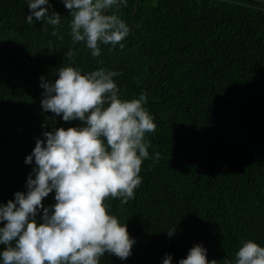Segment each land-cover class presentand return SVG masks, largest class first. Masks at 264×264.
<instances>
[{
  "label": "trees",
  "instance_id": "1",
  "mask_svg": "<svg viewBox=\"0 0 264 264\" xmlns=\"http://www.w3.org/2000/svg\"><path fill=\"white\" fill-rule=\"evenodd\" d=\"M50 4L62 16L63 40L35 17L26 23L27 0H0V203L27 191L35 162L25 158L37 137L83 125L50 119L41 105L40 77L57 79L75 48L74 66L84 72L120 73L123 98L147 93L157 125L147 138L159 162L143 161L133 199L108 201L136 239L132 255L106 252L100 264H162L166 254L178 264L196 244L209 261L234 264L243 242L264 246V1L128 0L115 10L132 29L125 47L103 45L96 58L73 45L63 0Z\"/></svg>",
  "mask_w": 264,
  "mask_h": 264
},
{
  "label": "clouds",
  "instance_id": "2",
  "mask_svg": "<svg viewBox=\"0 0 264 264\" xmlns=\"http://www.w3.org/2000/svg\"><path fill=\"white\" fill-rule=\"evenodd\" d=\"M63 3L71 10L68 27L73 45L83 43L94 58L101 56L103 45L125 47L123 41L132 29L115 10L127 7L128 0ZM27 4L26 23L32 24L35 17L53 26L51 34L63 40L62 16L50 12V0H27ZM77 51L72 48L65 54L71 62L58 69L57 79L40 77L41 105L42 112L54 114L50 119L61 116L65 122L79 120L83 125L45 130L44 139L36 138L25 158L26 164L35 162L27 191H17L14 199L0 203V222H4L0 245L5 246L0 249V264H100L106 252L121 260L132 255L136 239L127 223L111 212L108 201L126 204L133 199L143 182V161L159 162V152L150 157L147 138L157 125L145 106L147 93L123 98L114 80L120 73L105 67L84 72L74 66ZM53 191L56 203L45 207L43 200ZM162 264H173L172 254H166ZM178 264L217 261H209L208 250L196 244ZM234 264H264V246L252 239L243 242Z\"/></svg>",
  "mask_w": 264,
  "mask_h": 264
},
{
  "label": "water",
  "instance_id": "3",
  "mask_svg": "<svg viewBox=\"0 0 264 264\" xmlns=\"http://www.w3.org/2000/svg\"><path fill=\"white\" fill-rule=\"evenodd\" d=\"M262 1H264V0H262Z\"/></svg>",
  "mask_w": 264,
  "mask_h": 264
}]
</instances>
